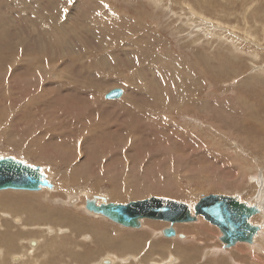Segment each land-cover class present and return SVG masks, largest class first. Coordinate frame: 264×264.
<instances>
[{"label":"rangeland","instance_id":"rangeland-1","mask_svg":"<svg viewBox=\"0 0 264 264\" xmlns=\"http://www.w3.org/2000/svg\"><path fill=\"white\" fill-rule=\"evenodd\" d=\"M118 11L127 15L115 22L112 16ZM47 72L53 78L42 81ZM113 88H122L123 95L106 98ZM95 100L96 107L86 110ZM93 115L99 119L91 126L85 124ZM38 147L45 150V157L37 155ZM164 149L171 151L166 160ZM0 155L42 166L54 184L50 190L0 191V200L10 192L39 195L52 212L44 220L35 219L42 228L29 232L35 225L24 220L26 211L8 212L4 207L9 203L0 204V237L6 240L9 233L16 237L18 233L20 246L11 250L16 244L7 243L5 263H22L24 245L33 248L36 264H48L46 257H52L50 264H76L75 253H80V262L86 259L89 262L84 264H89L106 252L116 255L120 236L137 232L146 235L143 245L132 244L122 252L134 254L123 262L137 264L143 250H153L158 238L150 236L171 226L144 219L142 228L131 229L87 214L86 200L94 195L123 203L158 195L192 207L210 194L239 196L261 207L262 213L251 219L262 227L256 236L260 238L264 233V0H0ZM159 162L165 171L163 180H170L165 183L170 191L161 195L153 188L142 197L127 191L112 198L110 181L78 174L76 169L101 165L103 177L126 169L125 177L129 175L132 182L134 166L153 169ZM48 192L53 197H42ZM70 195H77V201L64 205ZM32 199L26 202L34 216L39 203ZM60 209L73 211L69 216L73 221L49 230L53 213ZM90 221L105 223L106 236L92 230L79 234L82 224ZM174 226L185 234L176 236L188 243L183 248H193L190 243L196 242V233L202 252L207 240L225 245L218 236L220 229L201 216L198 222ZM83 234L91 239L83 240ZM66 237V245L59 248ZM72 239L78 245L69 248ZM48 241L55 242L57 250L49 248ZM245 244L235 245L234 263L229 256L226 264H264V255L252 257L242 247ZM103 246L112 251L94 253ZM237 247L244 251L237 252ZM171 251L162 258L163 264L178 255ZM197 258L189 264H202ZM30 260L22 264H31ZM114 260L118 264V257Z\"/></svg>","mask_w":264,"mask_h":264},{"label":"bare ground","instance_id":"bare-ground-1","mask_svg":"<svg viewBox=\"0 0 264 264\" xmlns=\"http://www.w3.org/2000/svg\"><path fill=\"white\" fill-rule=\"evenodd\" d=\"M119 12V11H118ZM116 12L113 16H112V19L113 20H115V22H116V20H123V17L125 16V15H127V14H125V13H121V12ZM121 13V14H120ZM135 19V18H134ZM112 20V21H113ZM118 23V22H117ZM137 42V41H136ZM135 42V43H136ZM134 43V44H135ZM144 43V42H143ZM149 50V49H148ZM149 51H151V50H149ZM142 54H144V53H142ZM143 56V55H142ZM156 60V59H155ZM145 61V60H144ZM157 61V60H156ZM155 61V62H156ZM82 63V62H81ZM132 63V62H131ZM149 63V62H148ZM25 64H27V63H25ZM88 67L91 65L92 66V63L89 61L88 63ZM128 64V63H127ZM160 64V63H159ZM168 64V63H167ZM166 64V65H167ZM82 65V64H81ZM150 65V64H149ZM29 66V65H28ZM35 67V66H34ZM84 67V66H83ZM148 67V66H147ZM146 67V68H147ZM162 67H164V65L162 66ZM166 67V66H165ZM87 68V67H86ZM145 68V67H144ZM147 70V69H146ZM188 71V70H187ZM174 73H175V71H174ZM177 73V72H176ZM175 73V74H176ZM50 76V72H47V73H44L43 74V76L41 77V80L42 81H45V80H47V79H51V78H53V77H49ZM171 76V75H170ZM179 76V75H178ZM72 80L76 83V84H78V81L76 80V79H74V78H72ZM80 83V82H79ZM82 86V85H81ZM85 86V83H84V85H83V87ZM82 88V87H81ZM114 89V88H113ZM184 93V92H183ZM183 93L181 92L180 93V96H182L183 95ZM97 95V94H96ZM183 96H186V94L184 93V95ZM185 100H187V99H185ZM98 101V100H97ZM97 101L95 100V101H93V103L91 102V104L89 105V106H87L86 107V110H90L91 108H93L94 106H95V104L97 103ZM125 101V100H124ZM188 102V101H187ZM135 105V104H134ZM107 106V105H106ZM187 106V105H186ZM85 107V106H84ZM96 107V106H95ZM128 107V106H127ZM69 108V107H68ZM104 109H105V107H103ZM64 109V108H63ZM80 109H84L83 107H81ZM85 110V109H84ZM65 111H67V110H65ZM69 111L71 112V111H74V112H76L77 111V108H75V107H70L69 108ZM95 111V110H94ZM88 112V111H87ZM95 112H97V111H95ZM100 112V111H99ZM69 113V112H68ZM71 114H73V112L71 113ZM84 114V113H83ZM76 115V114H75ZM80 115H81V113H80ZM88 115V114H87ZM90 115V114H89ZM78 116V115H77ZM85 116V115H84ZM80 117V116H79ZM79 117H78V119H79ZM88 117V116H87ZM95 118H98V117H95L94 115H93V117H88V118H86V120H85V124H89V126H91V121L92 120H94ZM83 119V118H82ZM99 119V118H98ZM161 119V118H160ZM96 120V119H95ZM167 120V119H166ZM96 123V122H95ZM93 124H94V122H93ZM89 126H85L86 128L87 127H89ZM187 127V126H186ZM185 127V128H186ZM191 128V127H190ZM194 128V127H193ZM107 128H105L104 130H106ZM139 129V128H138ZM188 129V128H187ZM191 131H196V129L194 130V129H190ZM97 131H99V129L97 130ZM188 131V130H187ZM20 132V131H19ZM99 132H101V131H99ZM106 132V131H105ZM20 133H23V130L20 132ZM27 134V133H26ZM19 136V135H18ZM21 137V136H20ZM41 147V146H40ZM37 148V147H36ZM39 148V147H38ZM45 148V147H44ZM36 150V149H35ZM44 149H42V148H39L38 150H37V152H38V156L40 157V158H42V156L43 157H45L44 156ZM163 151V150H162ZM164 151L166 152L165 154H164V159L166 160V159H168L169 158V156H170V154H171V151H169L168 149H164ZM150 152V151H149ZM157 152V151H156ZM159 153V152H158ZM69 162V161H68ZM77 165H79L78 163H76ZM134 166V165H133ZM133 166H130V167H133ZM76 167H78V166H76ZM135 168H133V170H131V171H133L132 173H130V175L132 176V177H134V179H133V181L132 182H130L129 181V179H131V178H129L130 176L128 175L127 177H125L129 172H127V171H123V172H120V173H116V174H108V175H105L104 177H103V175L105 174V172H104V170L102 169L103 167H101V165H99V167L98 168H93V169H81V170H79V168H76L78 171V174L79 173H81L82 175H86V174H91V175H95L96 177H97V179H105V180H108V181H110L111 183H112V185H113V187H112V189H113V192L111 193V195L110 196H112V198H121V197H123V195H124V193H126L127 191H131L133 194H137V197H142L141 195H144V194H146V193H148V192H151L150 190L151 189H153V188H158V190H160V191H158L159 192V194H161V195H164V194H166V193H168L169 191H170V189H168L167 188V186L165 185V183L166 182H168V181H170L169 179H167V180H163V177L165 176V171H164V167H163V164L161 163V162H159L156 166H155V168H153V169H150V168H147L146 166L145 167H143V168H141L140 166H138V165H136V166H134ZM75 168H73V170H74ZM139 169V170H138ZM150 169V170H149ZM76 172V173H77ZM76 175V174H75ZM150 177H152L151 179H150ZM50 183L52 184V187H54V184H53V182L50 180ZM51 187V188H52ZM42 188H45V187H42ZM41 188V189H42ZM46 188H48L49 189V187H46ZM40 189V190H41ZM4 190H16V189H4ZM50 190V189H49ZM0 191H3V190H0ZM27 191H32V190H27ZM39 191V190H38ZM83 192V191H82ZM81 192V193H82ZM80 193V194H81ZM51 195H53V193H45L44 195H42V197L43 196H49V197H53V196H51ZM79 195V194H78ZM85 195V194H84ZM92 195V194H91ZM108 195V194H107ZM55 196V195H54ZM77 195H70V196H68V200H67V204H64V205H68V204H71V203H73V202H76L77 201V199H78V197H76ZM88 196V195H87ZM95 196V195H94ZM96 196H99L98 198H100L101 196H104L105 198H106V201L107 202H109V200L107 199V197L105 196V195H96ZM158 196V195H157ZM33 197H35L36 199H37V202L39 203L38 205H37V207L36 208H34V209H36L35 210V212H34V216H33V214H29L30 213V211H31V209H30V203H27L26 201H29V200H33L32 198ZM92 197V196H91ZM163 197H166V196H163ZM31 198V199H30ZM40 196L39 195H36V194H31V193H27V192H23V193H17V192H10V193H6L5 195H3L2 197H1V199H3V200H0V204L2 203V202H8L9 204H8V206H5L4 207V210H8V212H19V210H24V211H26L25 213H26V217H25V219L24 220H26L27 218V220L26 221H28L31 225H35V226H33L32 227V229H28V231L30 230V231H35V230H38V228H42V226H40V225H36L35 224V219L37 220V221H41V220H44V217H46V218H48V215L51 213L52 214V212L50 211V209H49V206H51V205H49V204H46L45 202H43L44 200L43 199H41L40 200ZM171 198V197H170ZM35 199V200H36ZM75 199V200H74ZM142 199V198H141ZM96 200V199H95ZM116 200V199H115ZM178 200V199H177ZM256 200V199H255ZM70 203H69V202ZM87 201V200H86ZM181 201V200H180ZM29 202H33V201H29ZM101 202H103V200L100 198V201L98 200V203H101ZM116 202V201H115ZM248 202V201H247ZM64 203V202H63ZM249 203V202H248ZM40 204L42 205V206H40ZM75 205H76V203H74ZM84 204V203H83ZM250 204V203H249ZM85 205H86V203H85ZM47 206H48V208H47ZM69 206V205H68ZM85 208H86V206H84ZM47 208V210H41V209H46ZM65 208H67V207H65ZM264 208V207H263ZM260 209H261V207H260ZM57 210H59L58 208H57ZM56 210V212H54L53 213V215H55L54 216V218H53V220H51V222H53V224L50 226L49 225V223H48V229L49 230H51V228L55 225L56 227H58V229H59V227H65V226H62V222L63 221H66V222H72L73 220H71L70 218H69V216L71 215V213H73V211L72 212H70L69 210L67 211H65V209L63 210V209H60V211H57ZM86 211H87V214H89V212L88 211H90V210H88L87 208L85 209ZM39 211H44L43 213H40ZM85 211V212H86ZM91 212V214H92V212L93 211H90ZM264 212V211H263ZM95 215H100V214H97V213H95V212H93ZM260 213H262V209H261V212ZM29 214V215H28ZM9 215V214H8ZM24 216V215H23ZM102 217H104L103 215H101ZM94 217V216H93ZM104 218H106V217H104ZM15 219H20V218H16L15 217ZM106 219H108V218H106ZM150 220V219H149ZM264 220V219H263ZM82 221H83V223H88L87 221H86V219L85 218H83L82 219ZM199 221V218H198V220H197V222ZM194 222H196V221H194ZM209 222V221H208ZM252 222V221H251ZM114 223V222H113ZM264 222H262V224H263ZM45 224V223H44ZM77 224H79V222L78 223H76V224H73V225H77ZM254 224V223H253ZM73 225H71L70 227H72ZM119 226H122V225H120V224H118ZM175 225V224H174ZM173 225V227H174V229L176 230V228H175V226ZM3 226V225H2ZM37 226V227H36ZM39 226V227H38ZM46 226V225H45ZM54 226V227H55ZM106 225H105V223L104 224H100V223H93L92 221H90L89 222V224L87 225V226H85L84 224H82V227L83 228H81L80 229V231L78 232L79 234H82V232H84V231H88V230H92L93 232H95V233H98L99 231H102V232H104V233H102L104 236H106V234H105V232L107 231V229L108 228H106L105 227ZM142 226H143V224L141 225V227L140 228H142ZM261 226V225H260ZM263 226V225H262ZM27 227V226H26ZM44 227V226H43ZM70 227L69 228H64V229H70ZM123 227V226H122ZM145 227V226H144ZM170 227V226H169ZM140 228H131V229H140ZM165 228V227H164ZM164 228H162V230H161V232H159L158 233V236H155V234L152 236H150V239H152V238H154V237H157L156 239H157V241L154 239V242L152 243V244H154V245H152V247H153V249H155V247H157L158 249H164V248H167L168 246L169 247H171V248H178L177 247V245H176V243L177 242H180V243H183V245L184 244H188V243H184L183 242V240H180V239H177V237L176 236H178L179 237V234L181 235L182 233L179 231V230H176V236H173V237H166L165 236V234H164ZM167 228V227H166ZM26 229V228H25ZM56 229V228H55ZM63 228H62V230H64ZM83 229V230H82ZM42 230V229H41ZM48 230V231H49ZM109 230V229H108ZM190 230V229H189ZM261 230H262V227H261V229H260V231H259V233H261ZM25 231V230H24ZM29 231V232H30ZM112 231V230H111ZM153 231V230H152ZM192 231V230H191ZM196 231V230H195ZM198 231V230H197ZM45 232V231H44ZM47 232V231H46ZM185 232V231H184ZM32 233V232H31ZM37 233V232H36ZM35 233V234H36ZM40 233V232H39ZM62 233V232H61ZM65 233V232H64ZM63 233V234H64ZM68 233V232H67ZM119 232H117V234H118ZM122 233V232H121ZM154 233V232H153ZM201 233H202V230H201ZM258 233V234H259ZM58 234H59V232H58ZM72 234H74V233H72ZM199 234V233H198ZM221 234V233H220ZM40 235V234H39ZM42 235H43V233H42ZM50 235V234H49ZM62 235V234H61ZM67 234H65L64 236H66ZM108 235V234H107ZM185 235V234H184ZM55 236H57V235H55ZM63 236V237H64ZM69 236H71V235H69ZM81 236H83V240H90L91 239V236H90V234L89 235H81ZM103 236V237H104ZM109 236V235H108ZM107 236V237H108ZM145 234L143 233V235H140L139 233H127V234H122V236H120V237H122L121 239H120V242L122 243V245H121V247L122 248H131V246H132V244H134V245H141L142 244V241H143V239L145 238ZM218 236H221V235H218ZM217 236V237H218ZM256 236H258V235H256ZM254 237V240H253V242H244V243H246L244 246H242L243 248H245V251L247 250L251 255H252V257H255V258H260L261 257V254L262 255H264V233L262 234V236L259 238V237ZM17 237H18V233H17ZM17 237H16V234H15V232L14 233H9L7 236H6V240H3V238L1 239V237H0V246H3V247H1L0 248V264H14V263H5L4 261L5 260H7L6 259V257L8 258V256H7V254H8V252L10 251L9 250V248L7 247V243H9V245L11 246V245H13V243H15L16 245L14 246V247H12L11 248V250L13 249V248H19L20 246H18L17 244L18 243H16V241H19V239H17ZM41 237V236H40ZM62 237V236H61ZM72 237V236H71ZM74 237V236H73ZM115 237V236H114ZM113 237V238H114ZM56 238V237H55ZM69 238V237H68ZM67 237L65 238V239H63L61 242H59V244L58 245H61L62 246V248H63V245L65 246L66 245V243H64V240H66V239H68ZM77 238V237H76ZM116 238V237H115ZM189 238H190V236H189ZM193 238L194 239H197L196 240V242H194V243H190L191 245H193V248H185V249H183L182 250V252L184 253V254H182V255H184V257L183 256H181V255H179V256H175L174 257V260H175V262H173L172 260H171V258L169 259V261L167 262V261H165V263L164 264H184V262H185V260L187 259V258H191L190 260H192L193 259V256H195V257H198L199 256V254H201L202 255V257L200 256V258H201V263L202 264H226L227 262H228V257L230 258V259H232V262H233V259L235 258H233V257H231V255H232V249H234L235 248V245L234 246H232V247H227V246H225V245H221V244H218L219 242H217V241H214V243L212 244V243H210V241L209 240H207L208 242H207V246L208 247H206L205 248V250L202 252L201 251V246H200V244L198 245L197 244V242L198 241H200L199 240V238H200V236L199 235H197V233L196 234H194L193 235ZM220 238V237H219ZM22 239V238H21ZM59 239V238H58ZM108 239V238H107ZM118 239V240H119ZM192 239V238H191ZM189 240V239H188ZM57 241V240H56ZM72 243L71 244H73L72 246H70L69 248H71V247H77V245H78V242L77 241H74L73 239H72ZM96 241H97V239H96ZM109 241H111V240H109ZM151 241V240H150ZM29 242V241H28ZM36 242V241H35ZM115 242V241H114ZM119 242V243H120ZM94 243V242H93ZM98 243H99V241H98ZM23 244V243H22ZM70 244V245H71ZM95 244V243H94ZM115 244H117V243H115ZM114 244V245H115ZM172 244H174V246L172 247ZM224 244V243H223ZM102 245H104V243L102 244ZM143 245V244H142ZM239 245H241V244H239ZM56 243L55 242H49L48 241V247L49 248H55L56 250H57V248H56ZM98 246V245H97ZM106 246V245H105ZM105 246H103L102 248H100V249H103V248H105ZM110 246L111 247H109V248H112V250L114 249H116L115 247H117V249H118V253H117V251H116V254L118 255L117 257H118V259H119V261L117 262V263H121V264H128V263H126V262H123V261H125L124 259H127V256L129 255V254H127V253H125L126 255H119V254H121L120 252H119V250L121 249V247L120 246H112L111 244H110ZM206 246V245H205ZM225 246V247H224ZM22 247H24V250H23V248H22V250H23V254H22V256H21V259H19V261H22V263H24L25 262V260L26 259H31L32 260V263L31 264H36L37 262H38V260L35 262V261H33V259L34 260H36V258H35V254H33L34 252H32V249L33 248H31V247H28V248H25V246L24 245H22ZM57 247H59V246H57ZM118 247H120V248H118ZM35 248V247H34ZM108 248V249H109ZM54 249V250H55ZM236 250H237V252L238 251H240V252H243L242 250H241V248L240 247H237L236 248ZM50 251H51V249H50ZM53 251V250H52ZM143 251H145L144 253H142V255H140L137 259H138V262H137V264L139 263V264H144V263H146V262H148V260H150L149 259V257H150V251H146V250H143ZM70 252H74V251H70ZM36 253V252H35ZM86 253V252H85ZM108 253V252H107ZM185 253H187V254H185ZM209 253H214L213 254V256L214 257H212V256H208V254ZM49 254V253H48ZM79 254L80 253H75V255L73 256V258L75 259V257L78 255V257H79ZM87 254H89V252H87ZM131 255V254H130ZM129 255V256H130ZM132 255H134V254H132ZM131 255V256H132ZM191 255H193V256H191ZM218 255H220V256H218ZM47 256V255H46ZM51 256V255H50ZM87 256V255H86ZM85 256V257H86ZM136 256V255H135ZM169 256H171L170 254H169ZM190 256V257H189ZM245 256V255H244ZM37 257V256H36ZM137 257V256H136ZM250 258V257H249ZM5 259V260H4ZM11 259V258H10ZM17 259V258H16ZM37 259H39V258H37ZM104 259H107V258H104ZM103 259V260H104ZM4 260V261H3ZM31 260L29 261V263L31 262ZM44 260V259H43ZM42 260V261H43ZM93 260V259H92ZM140 260V261H139ZM144 260V261H143ZM163 260H165V259H163ZM167 260V259H166ZM235 260V259H234ZM17 261V260H16ZM45 261L49 264V262H51V261H53L52 259H49V257H46V259H45ZM128 261H129V259H128ZM193 261V260H192ZM18 262V261H17ZM17 262H16V264H17ZM40 262V261H39ZM94 262V261H93ZM18 263H21V262H18ZM21 263V264H22ZM41 263H43V262H41ZM132 263H134V262H132ZM151 264H163V261H162V258H160V257H157V258H152L151 257V262H150ZM234 263V262H233ZM232 263V264H233ZM244 263V262H243ZM97 264V263H96ZM136 264V263H135Z\"/></svg>","mask_w":264,"mask_h":264},{"label":"water","instance_id":"water-1","mask_svg":"<svg viewBox=\"0 0 264 264\" xmlns=\"http://www.w3.org/2000/svg\"><path fill=\"white\" fill-rule=\"evenodd\" d=\"M123 93L122 88H114L105 96L117 98ZM42 187H52L42 166L33 165L14 155H0V190L38 191ZM98 197L95 195L87 199L88 210L128 228H140L144 219L169 222L171 226L164 229L167 237L176 235L174 224L194 222L200 216L220 229V239L227 247L238 242H253L261 229L260 225L251 222L252 217L261 212L260 207L234 195L202 196L193 207L184 201L157 195L127 203L107 202L104 196L100 197L103 202L98 203ZM180 236L185 235L182 233Z\"/></svg>","mask_w":264,"mask_h":264},{"label":"crops","instance_id":"crops-1","mask_svg":"<svg viewBox=\"0 0 264 264\" xmlns=\"http://www.w3.org/2000/svg\"><path fill=\"white\" fill-rule=\"evenodd\" d=\"M84 243V242H83ZM173 245L174 244H172V247H173ZM176 245H177V247L178 248H173V249H175V251L177 252V254L178 255H176L175 253V255L176 256H179V255H181V256H183L184 257V255H182V254H184L183 252H182V250L183 249H185L187 246H185V248H183V244L182 243H180V242H177L176 243ZM59 248H62V247H59ZM84 248L85 249H88L87 248V246L85 245L84 246ZM93 247H91V249H92ZM124 248H121L120 250H119V252L121 253V254H119V255H126L125 253H122L124 250H123ZM104 250H109V251H112L111 249H108V248H103V249H100V250H98V251H94V253L95 254H99L101 251H104ZM172 250V248L171 247H167V248H164V249H158V248H156V249H153L152 251H150V257H149V259L150 260H148V262H146L147 264H151L150 262H151V257L152 258H157V257H160V258H165L166 257V254L167 253H169V252H172L171 251ZM88 251H89V249H88ZM114 252V251H113ZM114 254H116V252H114ZM185 254H187V253H185ZM118 255L116 254V255H111V253L110 252H106L105 253V255L104 256H99L98 255V258H97V260L96 261H98V262H100L101 264H104V262L105 263H107V264H116L115 263V260H114V257H117ZM191 256H193V255H191ZM127 257H129V256H127ZM190 257V256H189ZM52 258V257H51ZM51 258H49V259H51ZM78 260H77V262H76V264H84V263H88L89 261H86V259L83 261V262H80V260L81 259H79L78 257H76ZM104 258H109V259H111V261L109 260V259H104ZM197 258V257H196ZM104 259V260H103ZM190 259L191 258H187L186 260H185V262H184V264H189V261H190ZM193 259H195V256H193ZM199 259H200V261H199ZM53 260V259H52ZM109 260V261H108ZM196 260H198L199 261V263H201L202 261H201V258H197ZM96 261H94V262H90L89 264H96L97 262ZM108 261V262H107ZM46 262V261H45ZM52 263H53V261H51ZM132 262V261H131ZM47 263V262H46ZM49 264H50V262H49ZM118 264H121V263H118ZM131 264H135V263H131Z\"/></svg>","mask_w":264,"mask_h":264},{"label":"flooded vegetation","instance_id":"flooded-vegetation-1","mask_svg":"<svg viewBox=\"0 0 264 264\" xmlns=\"http://www.w3.org/2000/svg\"><path fill=\"white\" fill-rule=\"evenodd\" d=\"M175 236H176V235H175ZM171 260L173 261V260H174V257H172Z\"/></svg>","mask_w":264,"mask_h":264}]
</instances>
